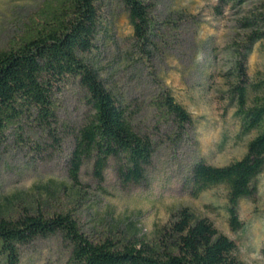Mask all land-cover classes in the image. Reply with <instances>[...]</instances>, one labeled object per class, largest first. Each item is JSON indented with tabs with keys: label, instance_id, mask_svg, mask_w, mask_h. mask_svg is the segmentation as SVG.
Wrapping results in <instances>:
<instances>
[{
	"label": "rangeland",
	"instance_id": "rangeland-1",
	"mask_svg": "<svg viewBox=\"0 0 264 264\" xmlns=\"http://www.w3.org/2000/svg\"><path fill=\"white\" fill-rule=\"evenodd\" d=\"M42 0H0V50ZM154 23L148 53L136 46L120 0H109L90 60L100 79L127 111L134 130L154 144L152 161L137 185L121 183L114 161L102 181L82 167L78 184L68 177L73 130L88 108L82 92L69 88L59 97V144L34 130L30 144H0V217L25 212H69L88 238H153L172 210L188 209L206 219L235 244L243 264H264V171L256 178L252 199L240 200L241 228L228 225L227 192L216 186L196 197L190 193L191 170L197 163L224 167L240 160L255 136L239 137V121L229 89L237 83V50L244 52L248 30L244 20L263 14L264 0L220 6L218 0H143ZM249 82L264 78V45L257 43L245 62ZM167 90L191 116L184 134L160 117L156 100ZM38 148V150H36ZM71 253L60 235L37 239L19 251L18 264H67ZM0 264H6L0 254Z\"/></svg>",
	"mask_w": 264,
	"mask_h": 264
},
{
	"label": "trees",
	"instance_id": "trees-1",
	"mask_svg": "<svg viewBox=\"0 0 264 264\" xmlns=\"http://www.w3.org/2000/svg\"><path fill=\"white\" fill-rule=\"evenodd\" d=\"M220 6L244 0H218ZM109 0H42L21 25L19 33L0 50V144H30L24 138L34 130L59 144L58 132L66 125L57 117L58 97L69 88L82 92L88 108L73 130L68 177L77 185L85 163L102 181L109 161L119 180L140 184L150 166L154 144L132 127L116 94L100 79L90 55L102 26ZM136 46L148 53L154 46L151 8L143 0H120ZM248 30L244 52L237 50V83L229 89L239 137L255 136L243 157L224 167L197 163L191 170L190 193L196 197L216 186L227 192L228 225L241 228L237 217L240 200L252 199L254 182L264 171V78L249 82L245 62L257 43L264 45L263 14L244 20ZM160 117L184 134L192 126L190 114L161 90L156 100ZM38 150V148H36ZM60 235L71 248L67 264H243L235 244L218 233L206 219H194L186 208L172 210L153 238L137 236L92 240L69 212H25L16 218L0 217V254L6 264L19 263V251L37 239Z\"/></svg>",
	"mask_w": 264,
	"mask_h": 264
}]
</instances>
